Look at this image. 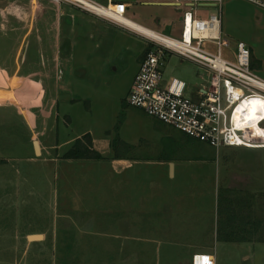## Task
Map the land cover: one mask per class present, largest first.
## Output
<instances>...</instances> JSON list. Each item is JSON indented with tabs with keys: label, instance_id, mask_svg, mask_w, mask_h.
<instances>
[{
	"label": "rangeland",
	"instance_id": "374dc122",
	"mask_svg": "<svg viewBox=\"0 0 264 264\" xmlns=\"http://www.w3.org/2000/svg\"><path fill=\"white\" fill-rule=\"evenodd\" d=\"M245 2L230 0L228 9L223 7L222 33L232 43L224 52L230 54L234 45L244 42L257 56L260 65L255 69L264 78V11ZM46 10L48 15L39 21L33 17L27 25L8 24L4 30L0 26V264H190L187 258L191 251L202 247L208 251L217 240V264H264V243L235 246L222 242L230 225L240 223L235 221V212L243 211L248 218V212L256 209L264 221V148L217 149L187 139L172 126L157 121L162 126L163 149L156 150L160 143L155 133L147 139L152 141L151 151L139 152L161 151L163 156H174L183 163L175 177L167 167L159 166V158L129 171L130 181H118L107 161L63 158L75 143L62 145L66 137L90 128L93 136L113 140L120 137L117 123L131 121L132 111L148 116L127 102L136 57L145 38L136 32L141 39L120 35L111 52L113 67L106 69L103 77L96 76L94 68L90 71L93 81L102 80L91 84L94 89L87 94L81 91L82 98L74 102L69 98L77 95L70 91L66 98L58 96V105L56 82L58 75H63L67 50H59L56 24ZM188 10L183 4L145 5L137 0L126 17L179 38ZM86 37L73 49V59L66 63L68 70L71 60L84 65L85 55L94 54L96 42ZM89 63L96 65L94 58ZM174 77L187 82L190 97L208 81L202 67L191 60L182 61L176 53L168 57L165 67V78ZM87 96L91 100L88 111ZM56 111L60 114L58 136L52 126ZM67 114L75 118L69 130L65 127ZM134 131L136 137L141 135L137 128ZM118 140L114 143L116 152L121 150ZM34 141L39 142L40 154ZM139 173L142 177L135 180L134 174ZM128 191L141 192L133 200L134 207L141 204L151 210L148 214L133 213L130 230L126 227L130 214L122 210L129 204ZM251 199L257 204L254 201L249 210ZM126 228L137 236L150 231L151 242L114 238ZM34 233L45 237L29 239ZM244 254L249 257L244 258Z\"/></svg>",
	"mask_w": 264,
	"mask_h": 264
},
{
	"label": "built area",
	"instance_id": "2783aa9c",
	"mask_svg": "<svg viewBox=\"0 0 264 264\" xmlns=\"http://www.w3.org/2000/svg\"><path fill=\"white\" fill-rule=\"evenodd\" d=\"M57 4L70 3L82 10L131 29L148 42L149 51L137 71L127 102L150 117L170 125L190 138L212 147L243 146L264 148V78L253 66V54L239 42L225 54L231 42L222 33V2L214 0L217 12L207 18L192 13L195 1L153 0L156 3L190 8L184 14L179 38L154 30L153 34L135 29L121 18L126 17V3L108 0H51ZM264 10V0H247ZM107 11V13L105 12ZM176 53L191 60L206 71V85L194 90L183 79L165 78L168 57ZM255 106L252 110L251 108ZM199 264L212 261L197 259Z\"/></svg>",
	"mask_w": 264,
	"mask_h": 264
},
{
	"label": "crops",
	"instance_id": "0c3cea01",
	"mask_svg": "<svg viewBox=\"0 0 264 264\" xmlns=\"http://www.w3.org/2000/svg\"><path fill=\"white\" fill-rule=\"evenodd\" d=\"M106 3H108V0H104ZM126 3V10L125 15L137 4V0H120ZM195 1L194 7L192 8V13L198 17V18H207L211 14H214L217 12V5L214 0H191ZM247 1V0H246ZM53 3V5H51ZM142 4H160V5H169V4H163V3H156L153 0H142ZM245 4L254 5L252 3L245 2ZM228 7L230 6V0H223L222 2V12L224 6ZM172 6V5H171ZM255 6V5H254ZM257 7V6H255ZM259 8V7H257ZM51 13V18L53 19L56 31V42L57 46L59 47V50L66 49L67 52H65L67 55L65 56V62H64V72L63 75H58L59 82H56L58 88V96H65L67 97V93L70 91L72 94L77 95L74 98H69V101L74 102L75 100L81 99L80 92L83 91L85 94H87L89 91H91L92 88L91 84L95 86L98 82H100L102 79L93 81L94 78H91L90 71L91 69H95L96 76H102L103 72L108 69L109 67H113V56L111 55V52L114 51L116 45L118 42H120L119 38L120 35L124 36H130L135 37L137 39H141L136 37V33L127 29L118 26L115 22L109 21L103 17L97 16L93 13L87 12L85 10H82L70 3H62L57 4L51 0H0V26L2 30L8 25L12 24V26H16L18 22L21 24L27 25L30 20L37 19L38 21L44 17H46L48 14L46 13L47 10ZM190 9V8H188ZM205 9V10H203ZM261 9V8H259ZM202 10L206 13H202ZM263 10V9H261ZM264 11V10H263ZM47 14V15H46ZM125 18V17H123ZM127 20H130L137 25H140L142 27H145L129 18H126ZM6 22V23H4ZM5 24V25H3ZM147 29H150L148 27H145ZM14 30L15 28L12 27ZM153 30V29H150ZM18 33V30H16ZM155 31V30H154ZM132 32V33H131ZM157 32V31H156ZM134 33V34H133ZM87 36V37H86ZM89 38L94 39L95 44V51L94 54L89 56L85 55L86 57L83 61L84 65H78L74 64V60H71L70 64L71 70L67 69L66 63L69 64L70 59H73V49L77 47L78 41L83 38ZM143 46L140 51V53L136 57L137 67L135 70V74L133 76V80L131 83V86L128 90V93L132 87L134 77L137 73V71L140 68L141 60L140 55L141 53L145 52V50L149 47L148 42L146 39L143 40ZM100 50V52H97ZM69 51V52H68ZM144 54V53H143ZM253 54L255 56V59H258L255 55L254 51ZM58 58V57H57ZM89 58V60H88ZM91 58H94L96 65H90L89 61ZM71 85H77L76 88L72 89L70 88ZM127 93V95H128ZM128 97V96H127ZM58 99V105L60 102V97ZM65 100H68L65 99ZM81 101V100H80ZM85 109L88 111V109L91 108V100L87 96L85 99ZM77 103V102H76ZM59 118L60 114L59 111H56L53 115V127H55V131L58 134H60L59 130ZM154 119V120H153ZM75 121V118L70 116L69 114L66 115L65 120V127L67 130L70 129V127L73 125V122ZM159 121L156 118L150 117V116H142V114H139L138 112L132 111V119L131 121L127 122V120L122 121L120 124L116 126L118 128V132L120 137L114 138L113 140L109 139L108 137H98L93 136L91 129H83L79 133L71 136L66 137L62 141V145H67L71 143L72 141H75L78 138H81L82 136L89 134L93 138V147L98 150L102 155L103 159H99L100 161H107L111 164V167L114 171L115 175H118V181L126 179L127 181L132 180L131 174H129V171H135L137 166H141L142 163H145L143 165L146 166V164H151L152 158L156 159L159 158V166H161L163 169L167 167L170 171L171 177H175L177 173V167L178 165H183L182 162L179 163L177 159L174 158V156H170L169 154L162 155L163 153L155 152V153H140V149H147L151 151L150 147H153L152 141H148L147 139L152 138L153 134L156 133V137L158 139V142L160 143L159 147L156 150L163 149L162 146V136L160 135L159 131L161 130V121L160 123H157ZM127 122V123H126ZM163 123V122H162ZM138 129V132L141 133L137 134L138 137L135 136V129ZM151 132V134H150ZM144 134V135H143ZM151 135V136H150ZM109 136V135H108ZM136 138V139H135ZM119 139V140H118ZM145 139V140H144ZM118 140V146L117 148L120 151H114L116 144L115 141ZM61 140H57V143ZM74 143V142H73ZM57 145L56 147H60L62 145ZM166 145V143H165ZM126 149V152H123V150ZM148 157V158H146ZM147 159V160H142ZM66 160V159H65ZM69 161L74 159H68ZM76 160H86V159H76ZM180 160V159H179ZM155 162V161H153ZM169 173V172H168ZM140 174V173H139ZM125 175V176H124ZM127 175V176H126ZM142 176L135 175L134 178L140 179ZM141 193V192H137ZM136 192L128 191V201L129 204L126 209L124 207L122 210H126L128 214H130L128 217V222L126 227L130 230L133 225V219L132 215L133 213H144L148 214L151 212L149 208H144L141 204H138L134 207L132 204L134 201V198L137 196ZM145 191L142 192V196H145ZM252 197H256L254 194H251ZM251 197V198H252ZM257 204V200H248L247 208L253 206L252 204ZM117 202V201H116ZM118 210H121L118 208ZM236 210H233L235 212ZM242 212V218H240V213ZM247 212V210L245 211ZM249 217L247 218V213L243 214V211H240L237 213L235 212V221L238 224H231L227 233L224 235L226 236L225 239L222 240V242L228 244V245H235V246H242V245H256V244H262L264 243V237H263V230H264V221L262 214L259 215L258 211L256 209L248 212ZM145 215H143L144 219ZM244 219L245 223H242V220ZM235 223V222H233ZM124 230V233L120 231L119 234L115 235V239H126V240H136L140 239L141 242H151L152 239V233L150 234V231L145 233L142 236H137L135 234H130V232ZM32 235H40V239H43L45 235L43 233H34L28 235V238ZM32 240V239H31ZM260 241V242H259ZM219 243V240H217ZM216 242V243H217ZM211 247L208 251H205V248L202 247L199 250L191 251V253L188 255V263L190 264H199L196 263L197 259H204L209 261H212V264H217L216 255H218V244H216ZM122 244V243H120ZM132 244V243H131ZM202 249V250H201ZM244 258L249 257L248 254L243 255ZM208 264V263H204ZM211 264V263H210Z\"/></svg>",
	"mask_w": 264,
	"mask_h": 264
},
{
	"label": "trees",
	"instance_id": "16d2710c",
	"mask_svg": "<svg viewBox=\"0 0 264 264\" xmlns=\"http://www.w3.org/2000/svg\"><path fill=\"white\" fill-rule=\"evenodd\" d=\"M149 47L145 50L144 56L149 51ZM257 64L260 65L259 60L253 58V66L256 67ZM184 134V133H183ZM185 135V134H184ZM187 139H193L185 135ZM196 140V139H194ZM198 141V140H197ZM201 142V141H199ZM205 143V142H202ZM207 144V143H206ZM209 145V144H208ZM65 159H103V155L97 151L92 144V138L89 134L84 135L81 138L75 140L73 146L63 155Z\"/></svg>",
	"mask_w": 264,
	"mask_h": 264
},
{
	"label": "bare ground",
	"instance_id": "6f19581e",
	"mask_svg": "<svg viewBox=\"0 0 264 264\" xmlns=\"http://www.w3.org/2000/svg\"><path fill=\"white\" fill-rule=\"evenodd\" d=\"M105 12L107 13V11L105 10ZM123 21H125L126 23H128L130 26L134 27L135 29H138V30H141L143 32H148L150 34H153V31H151L150 29H147L145 27H142L140 25H137L136 23L130 21V20H127L126 18H121ZM255 108V106H253L251 109L253 110ZM264 108V107H263ZM259 132L263 133L264 134V130H260L258 129ZM38 147H39V142H38ZM39 152H40V148H39ZM40 235L38 236H31L30 239H40Z\"/></svg>",
	"mask_w": 264,
	"mask_h": 264
},
{
	"label": "water",
	"instance_id": "95a60500",
	"mask_svg": "<svg viewBox=\"0 0 264 264\" xmlns=\"http://www.w3.org/2000/svg\"><path fill=\"white\" fill-rule=\"evenodd\" d=\"M35 151L37 154H40L39 147H38V141H34ZM32 236H38V235H32Z\"/></svg>",
	"mask_w": 264,
	"mask_h": 264
}]
</instances>
